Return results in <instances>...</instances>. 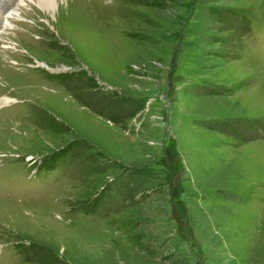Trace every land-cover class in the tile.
<instances>
[{
    "label": "rangeland",
    "instance_id": "374dc122",
    "mask_svg": "<svg viewBox=\"0 0 264 264\" xmlns=\"http://www.w3.org/2000/svg\"><path fill=\"white\" fill-rule=\"evenodd\" d=\"M26 4L0 31V264H264V0Z\"/></svg>",
    "mask_w": 264,
    "mask_h": 264
},
{
    "label": "bare ground",
    "instance_id": "6f19581e",
    "mask_svg": "<svg viewBox=\"0 0 264 264\" xmlns=\"http://www.w3.org/2000/svg\"><path fill=\"white\" fill-rule=\"evenodd\" d=\"M26 1L27 0H14L13 4L11 5L7 4L4 6V9H0V31H6L7 27H11V23H10L11 19L14 18L15 16L21 18L20 7L21 6L25 7V5H27ZM29 1H32L33 3L37 4L43 12L52 14L54 20H56L58 15L60 14V11H62L63 13L67 12V10L61 8V5L64 4L66 5V3H68V1L70 0H65V2H63L64 0H29ZM55 7H57V12L55 11ZM15 100L16 99L5 97L0 102V105L3 104L4 106H8L10 102H14Z\"/></svg>",
    "mask_w": 264,
    "mask_h": 264
}]
</instances>
